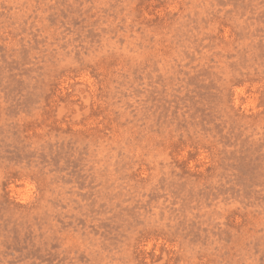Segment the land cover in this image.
Listing matches in <instances>:
<instances>
[{"label":"rangeland","instance_id":"374dc122","mask_svg":"<svg viewBox=\"0 0 264 264\" xmlns=\"http://www.w3.org/2000/svg\"><path fill=\"white\" fill-rule=\"evenodd\" d=\"M0 264H264V0H0Z\"/></svg>","mask_w":264,"mask_h":264}]
</instances>
